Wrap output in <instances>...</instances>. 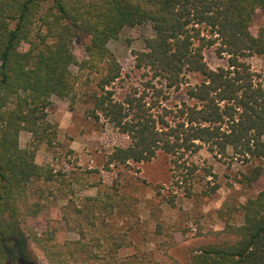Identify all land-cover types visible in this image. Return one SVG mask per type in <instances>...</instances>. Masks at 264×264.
I'll return each instance as SVG.
<instances>
[{
	"label": "trees",
	"instance_id": "obj_1",
	"mask_svg": "<svg viewBox=\"0 0 264 264\" xmlns=\"http://www.w3.org/2000/svg\"><path fill=\"white\" fill-rule=\"evenodd\" d=\"M258 12L264 0H0V264H33L26 240L49 264H159L120 257L116 241H86L82 234L60 242L56 229L38 232L30 224L46 209L36 183L55 182L57 172L36 162L34 148L21 147V133L31 134L34 145H52L48 109L55 97L74 101L83 76L85 83L100 76L91 117L130 140L113 149L106 167L149 163L163 153L183 175L187 155L207 147L250 168L240 183L252 187L263 179L264 86L248 62L264 55V36L251 30ZM143 25L154 32L133 53L144 90L118 99L111 88L122 66L109 43ZM77 40L85 42L82 61ZM213 47L225 66H209L205 51ZM183 88L186 98L169 107L171 91ZM187 169L198 171L194 164ZM241 209L243 222L226 226L229 238L194 250L190 264H264V189Z\"/></svg>",
	"mask_w": 264,
	"mask_h": 264
},
{
	"label": "rangeland",
	"instance_id": "obj_2",
	"mask_svg": "<svg viewBox=\"0 0 264 264\" xmlns=\"http://www.w3.org/2000/svg\"><path fill=\"white\" fill-rule=\"evenodd\" d=\"M251 30L264 36V12L256 14ZM153 35L150 25L127 27L109 43L122 66V77L111 88L116 98L137 88L143 92L144 75L134 68L133 53L143 51L145 40ZM74 53L79 61L85 58L84 41L75 42ZM205 58L212 69L226 65L214 47L205 51ZM248 62L264 86V55ZM73 71L78 73L76 67ZM81 79L74 101L55 97L48 109V121L56 131L52 145H34L31 134L21 133V147L34 148L36 162L57 172L55 182L36 183L44 191L46 209L30 224L38 232L56 229L60 242L82 234L86 241L93 236L104 244L116 241L123 245L120 257L137 254L159 264H190L194 250L228 239L226 226L243 222L241 207L264 189V178L252 187L240 183L250 168L232 157L212 155L207 147L187 155L183 175L173 163L175 158L163 153L149 163L106 167L113 149L128 146L130 140L104 119L90 115L101 95L100 76L89 83L84 76ZM184 88L171 91L169 107L186 98ZM193 164L198 171L189 175L187 166ZM25 246L33 264H49L34 244L26 240Z\"/></svg>",
	"mask_w": 264,
	"mask_h": 264
}]
</instances>
